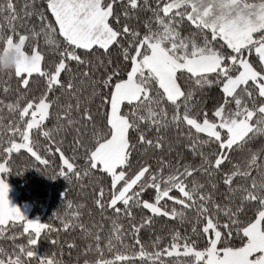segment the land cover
<instances>
[{"label":"snow or ice","instance_id":"1","mask_svg":"<svg viewBox=\"0 0 264 264\" xmlns=\"http://www.w3.org/2000/svg\"><path fill=\"white\" fill-rule=\"evenodd\" d=\"M34 17L38 27L25 29ZM0 18V51L25 57L5 73L15 99H0L11 117L0 115V239L13 249L0 247V264H64L38 247L77 229V264L81 255L83 264H264V0H30L22 14L0 0ZM37 80L44 87L32 94ZM36 137L62 161L50 179L84 189L97 177L92 204L106 232L67 192L57 228L11 203L14 154L50 167ZM161 219L173 225L167 237L144 242Z\"/></svg>","mask_w":264,"mask_h":264},{"label":"trees","instance_id":"2","mask_svg":"<svg viewBox=\"0 0 264 264\" xmlns=\"http://www.w3.org/2000/svg\"><path fill=\"white\" fill-rule=\"evenodd\" d=\"M17 9L21 11L23 10V6L26 2H30V0H13ZM37 6L41 4V0H36ZM146 15H150V13L141 14V19L145 18ZM20 21L17 22L18 29L20 28ZM26 28H31L33 25L38 27V21L34 17L30 20L23 21ZM0 24L5 25L7 22L0 18ZM7 30V29H6ZM41 47H44L43 40H41ZM54 59V54L49 53L48 60L49 62ZM10 86L13 90L16 87L15 79H9L5 73H0V99H4L5 103L11 102L15 99L14 92H9L8 94H4L3 87ZM44 87V83L41 80H37L32 83V94H38ZM209 95H218V92L214 89L212 93ZM68 97L64 96L61 98V103H66L68 101ZM210 104L211 101L209 100ZM5 117V123H8L11 120L9 117L7 110L5 109L3 113H0ZM170 136H173V133H169ZM39 139L40 143L38 147L43 155L49 160L50 167L46 169L44 172L38 170V168H42L39 166L32 158H30V154L22 151L19 154H14L11 158V169L12 172L6 175V180L11 181L16 189L19 192V201L20 202H30L32 204L31 216H39L41 222L48 223L53 225L54 228L60 226L59 220L56 218V214H63L67 209V200H72L74 202L86 203L87 207L82 209L83 217L85 223L91 226L93 223H103L105 227V232L110 227V223L108 220L101 219L100 212L98 209L92 204L91 190L92 185L97 181V177H90L83 181L84 184H87L88 187L81 189L79 186L80 182L75 180L69 182L64 177H58L55 180L50 179L48 177L53 171H58L59 166L62 164V161L59 159L58 154L55 156L48 155L47 153H43V141L42 137H36ZM71 142V135L68 136L65 141L64 151L67 155H71V150L69 148V143ZM260 141H257L252 145L253 148L260 146ZM178 151L184 153L185 156H189V153L185 151L183 147L178 148ZM174 159V157H173ZM2 162V161H0ZM76 163L79 167H83V149L79 151V158L76 160ZM19 173V174H17ZM106 189L108 181L105 179L103 181ZM67 192V200L63 199V194ZM148 198L147 195L144 197ZM89 211L91 214L89 215ZM134 213L139 218L141 214L139 210L134 209ZM108 215V214H105ZM125 226H127V222L125 221ZM173 227L171 223H168L166 220H157L153 225L152 229L143 230L140 233L141 239L148 243L152 238L156 235H161L167 237L169 230ZM185 228H188L190 232V227L188 225H184L181 227L183 231ZM81 233L77 229L76 231H69L67 233L61 232L57 235L55 232L50 233L47 239L42 238L40 245L38 247V251L40 253H57V258L62 259L64 264H77V256L80 254L81 249L84 245V241L80 238ZM59 240V243L55 246L51 244V240ZM75 242L78 247L69 249L67 244L71 242ZM17 242H20L17 240ZM0 247H3L6 251L12 252V241L8 239H0ZM62 253V255H61ZM171 261V264H176V258H165ZM179 260H184V257L178 258ZM79 264H83V256H80Z\"/></svg>","mask_w":264,"mask_h":264},{"label":"clouds","instance_id":"3","mask_svg":"<svg viewBox=\"0 0 264 264\" xmlns=\"http://www.w3.org/2000/svg\"><path fill=\"white\" fill-rule=\"evenodd\" d=\"M24 60V55L15 46L7 53L0 51V73L13 72Z\"/></svg>","mask_w":264,"mask_h":264},{"label":"rangeland","instance_id":"4","mask_svg":"<svg viewBox=\"0 0 264 264\" xmlns=\"http://www.w3.org/2000/svg\"><path fill=\"white\" fill-rule=\"evenodd\" d=\"M7 183L10 185V191H9V200L11 203L15 206H19L22 211L31 219H39V216H31V211H32V204L28 201L26 202H20L19 201V192L14 186V184L7 180Z\"/></svg>","mask_w":264,"mask_h":264}]
</instances>
